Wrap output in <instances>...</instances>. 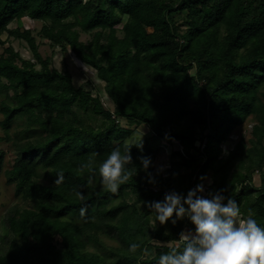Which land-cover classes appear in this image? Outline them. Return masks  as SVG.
Listing matches in <instances>:
<instances>
[{
  "label": "trees",
  "instance_id": "obj_1",
  "mask_svg": "<svg viewBox=\"0 0 264 264\" xmlns=\"http://www.w3.org/2000/svg\"><path fill=\"white\" fill-rule=\"evenodd\" d=\"M24 19L42 22L40 37L97 71L114 111L76 87L69 71L52 69L31 29L10 28ZM5 34L25 41L35 61L5 47ZM1 48L0 143L11 142L16 156L6 168L0 150V179L28 206L5 219L0 264H155L192 225L186 218L153 225L145 202L171 190L186 194L201 176L211 179L205 194L226 189L240 218L264 226V0H0ZM121 119L149 128L142 150ZM249 119L251 145L241 137L225 152ZM155 141L178 146L169 176L155 166ZM114 147L130 148L133 158L116 193L98 175L88 182ZM141 156L152 158L155 185ZM130 243L140 248L129 251Z\"/></svg>",
  "mask_w": 264,
  "mask_h": 264
},
{
  "label": "clouds",
  "instance_id": "obj_2",
  "mask_svg": "<svg viewBox=\"0 0 264 264\" xmlns=\"http://www.w3.org/2000/svg\"><path fill=\"white\" fill-rule=\"evenodd\" d=\"M143 137V136H142ZM142 137L134 145L142 150ZM140 167L147 175V182L155 185L156 179L149 171L152 166L150 156H141ZM133 161L130 148L122 154L119 147H114L106 158L90 169L94 176L88 177L91 183L95 175L100 178L101 186L109 192L116 193L121 184L132 175L128 165ZM82 169L88 165H82ZM163 171L162 168L158 170ZM190 188L186 194L171 190L164 194L162 200L145 202L152 214L153 225H176L187 219L192 227L182 229L179 244L170 246L155 258V264H264V226L249 215L240 218V207L236 200L225 195L226 189L208 191L205 194L204 181ZM64 180L57 172L54 184ZM81 208L79 214L85 215ZM129 251L140 248L138 243H130Z\"/></svg>",
  "mask_w": 264,
  "mask_h": 264
},
{
  "label": "rangeland",
  "instance_id": "obj_3",
  "mask_svg": "<svg viewBox=\"0 0 264 264\" xmlns=\"http://www.w3.org/2000/svg\"><path fill=\"white\" fill-rule=\"evenodd\" d=\"M43 23L42 22H36L32 21L30 19H24L20 22H14L12 25H10L11 29H15L17 27H21L22 29H31L33 32V35L37 39V43L39 44V52L44 57V59L51 60V68L57 69L61 72L69 71L73 77V83L76 87H83L87 90L93 91L95 94L99 95L102 102L104 103L105 107L110 110H115V105L109 98V96L106 94L105 86L106 84L102 81H100L97 77V71L93 68L85 65L83 62H81L76 55L71 52H65L60 47H54L50 44L48 40H44L42 37H40L39 33L42 29ZM123 24H120L118 26L119 29H121ZM3 39L6 40L5 47L13 46L14 49L21 54V56L26 60H32L35 61L34 56L28 46V44L25 41L18 40L13 37H8L7 34L3 36ZM92 39V35L88 33H83L81 35V41L88 43ZM3 49H0V54L3 53ZM40 68V66H38ZM0 103H1V97H0ZM89 117L87 118V120ZM3 120V116L0 113V121ZM90 120V119H89ZM91 121V120H90ZM18 124H24L25 120L19 119ZM256 124L254 119H249L244 125L239 127L233 134L231 140L227 142L224 145L225 152H228L230 149L233 148V146L240 140L241 137H245L246 140L251 145V140H254L253 135V126ZM120 125L123 128H130L134 130L133 136L130 138L129 142L134 143L140 140L142 137H150L152 134L150 133V130L147 126L141 125L137 126L135 124H131L125 119L120 120ZM24 126L22 125L19 128H15L12 131V136L20 134L22 128ZM0 136H4V132L0 128ZM155 147L160 148V153L158 160L155 164L156 168H162L165 172L166 176H169L168 169H169V161L171 157V153L174 150L178 149V146L176 144L174 145H166V144H159L158 141H155ZM0 150L6 152V168H10L13 164V160L16 156V153L14 151V147L11 142H2L0 143ZM43 176L46 177L48 180L49 177H47V174H43ZM100 181V178H97ZM261 177L259 173H256L254 176V184L257 187L261 186ZM205 184V190L206 188L211 184L210 175L208 178L204 181ZM28 205L25 204L20 198H17L15 195V187L13 185H8L6 182L5 177L3 176L0 179V245L5 241V237L7 236V229L5 226V219L7 215L12 212L16 208H25ZM187 229V228H186ZM159 244V243H155ZM168 245H172V243H168Z\"/></svg>",
  "mask_w": 264,
  "mask_h": 264
}]
</instances>
